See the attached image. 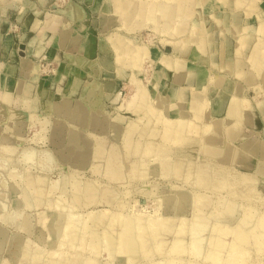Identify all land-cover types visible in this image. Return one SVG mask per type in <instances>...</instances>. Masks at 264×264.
Wrapping results in <instances>:
<instances>
[{
    "label": "rangeland",
    "instance_id": "rangeland-1",
    "mask_svg": "<svg viewBox=\"0 0 264 264\" xmlns=\"http://www.w3.org/2000/svg\"><path fill=\"white\" fill-rule=\"evenodd\" d=\"M52 19L70 38L21 52ZM25 56L29 95L0 72V264H264V0H0V67Z\"/></svg>",
    "mask_w": 264,
    "mask_h": 264
},
{
    "label": "crops",
    "instance_id": "crops-1",
    "mask_svg": "<svg viewBox=\"0 0 264 264\" xmlns=\"http://www.w3.org/2000/svg\"><path fill=\"white\" fill-rule=\"evenodd\" d=\"M9 6V4L5 7L2 8V12L4 14V12L6 11L7 7ZM84 5L80 4V3H74L72 2L71 4H69L67 6V8L65 10H60L58 12V14H60L61 21L60 23H62V21L65 19L66 22L70 23V24H75V23H80L83 22L82 20L84 19V11H85V7H83ZM57 11V10H56ZM20 15V14H19ZM20 18V17H19ZM24 20V22L21 23V29H22V34L21 36H19L18 38L22 39V41H25L26 39V35H28V31H32L34 30L35 26L34 23L32 22V19L28 18L27 16L22 18ZM63 19V20H62ZM57 20L52 19V21H50L49 27L48 28H44L43 34H45V39H44V46H39L40 43L35 42L36 39L34 38L33 40L30 39L29 44H23V48L22 50L19 49L21 52H23L24 54H29V56H33V57H37L40 55V53H42V51L44 50V48L48 45H54L55 41L57 42L58 40H62L63 39H69L70 36L68 33H70L69 31L72 30V26L66 30H63L62 25H59L57 27L56 23ZM24 26V30L23 27ZM70 29V30H69ZM38 34V35H37ZM52 34V35H51ZM36 38L39 39L38 37H41L40 34L36 31ZM11 36L10 35H6L3 37V39L9 40ZM72 39V38H71ZM10 42H7L6 44H8ZM5 44V45H6ZM25 45V46H24ZM38 45V48H36ZM15 49L13 51V49H10L8 46H1V53H5L6 55H9L10 59H14L12 55H14ZM26 56L23 57V59H21L19 62L17 61L15 64H7L5 63L3 65V67H0V72L2 71V73L4 74V84L5 86L9 87L10 83L13 81H16L17 79L20 80V82L22 83V89H21V93L24 95H29L31 93V89L28 90V88L30 87V85L33 84V79L29 76H26L25 71L27 70V67L30 69V64L29 62H26ZM33 68V67H32ZM8 72V73H6ZM10 80V81H9ZM214 110H217V107H215ZM226 113L232 114L234 111V107L232 103H228L225 107Z\"/></svg>",
    "mask_w": 264,
    "mask_h": 264
},
{
    "label": "bare ground",
    "instance_id": "bare-ground-1",
    "mask_svg": "<svg viewBox=\"0 0 264 264\" xmlns=\"http://www.w3.org/2000/svg\"><path fill=\"white\" fill-rule=\"evenodd\" d=\"M183 121H184V120H183ZM179 122L182 123V121H179ZM179 122H178V123H179ZM187 122H188V121H187ZM190 122H191V121H190ZM173 123L176 124L177 122H173ZM175 124H174V125H175ZM167 125H169V124H167ZM189 125H191V124H189ZM195 125H196V124H195ZM177 126H178V124H176V126H174V127L177 128ZM183 126H184V124H183ZM185 126H186V125H185ZM192 126H193V125H192ZM179 127L182 128V125L180 124ZM187 127H189V126L187 125ZM197 127H198V126H197ZM172 128H173V127H172ZM176 128H175V129H176ZM181 128H180V129H181ZM183 128H184V127H183ZM183 128H182V129H183ZM189 128H190V130H192L193 127L191 128V126H190ZM195 128H196V126H195ZM182 129H181V130H182ZM176 130H177V129H176ZM176 130H175V131H176ZM193 130H194V128H193ZM177 132H179V131H177ZM180 132H181V131H180ZM195 132H196V131H195ZM198 132H199V131H198ZM171 134H172V133H171ZM175 134H177V133L175 132ZM164 224H165V223H164ZM165 226H166V225H165ZM234 228H235V227H234ZM219 232H220V231H219ZM237 235H239V234H237ZM120 237H121V236H120ZM131 239H132V238H131ZM131 239H128V240H127L128 242L124 245V248L127 250V252H130V251L133 252L134 245H136V243H135L133 240L131 241ZM238 242H239V241H238ZM130 253H131V252H130Z\"/></svg>",
    "mask_w": 264,
    "mask_h": 264
}]
</instances>
